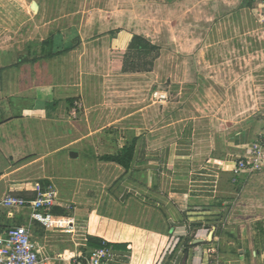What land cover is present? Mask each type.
Returning a JSON list of instances; mask_svg holds the SVG:
<instances>
[{
	"label": "crops",
	"instance_id": "obj_1",
	"mask_svg": "<svg viewBox=\"0 0 264 264\" xmlns=\"http://www.w3.org/2000/svg\"><path fill=\"white\" fill-rule=\"evenodd\" d=\"M37 3L20 38L0 37V197L51 186L55 221L34 219L31 207L0 211V221L30 230L39 264H68L101 240L112 243L111 264H264V168L237 181L233 172L264 130L250 119L207 153L192 121L177 135L173 121L151 128L143 77L161 45L138 26L132 7L142 1ZM218 3L231 6L218 37L264 20V0ZM134 35L146 40L131 49ZM133 87L141 92L128 105Z\"/></svg>",
	"mask_w": 264,
	"mask_h": 264
},
{
	"label": "rangeland",
	"instance_id": "obj_2",
	"mask_svg": "<svg viewBox=\"0 0 264 264\" xmlns=\"http://www.w3.org/2000/svg\"><path fill=\"white\" fill-rule=\"evenodd\" d=\"M31 1L0 0L3 40L18 39L28 29L26 11L36 15ZM141 1L137 10L132 7L141 20L138 26L161 45L153 71L143 77V102L149 105L145 117L152 119L151 128L173 121L177 135L192 121L199 148L207 153L218 148V134L229 135L250 119L257 122V131H263L264 20L250 34L218 37L219 23L227 15L223 9L231 8L219 0ZM133 92L128 105L141 90L133 87ZM3 210L9 208L1 206Z\"/></svg>",
	"mask_w": 264,
	"mask_h": 264
},
{
	"label": "built area",
	"instance_id": "obj_3",
	"mask_svg": "<svg viewBox=\"0 0 264 264\" xmlns=\"http://www.w3.org/2000/svg\"><path fill=\"white\" fill-rule=\"evenodd\" d=\"M264 168V132L260 133L251 143L245 156L235 161L233 172L234 181L242 172L257 171ZM36 193L32 199H27L10 190L0 197V204L4 207H31L32 217L47 226L55 220L50 211L56 204L58 193L49 186L43 189L40 183L34 186ZM67 226L74 224L73 219L63 221ZM61 224L59 225V227ZM112 243L102 240V244L88 253H78L72 256L68 264H111L116 260ZM38 249L32 239L30 230L25 226L7 227L0 221V264H39Z\"/></svg>",
	"mask_w": 264,
	"mask_h": 264
},
{
	"label": "trees",
	"instance_id": "obj_4",
	"mask_svg": "<svg viewBox=\"0 0 264 264\" xmlns=\"http://www.w3.org/2000/svg\"><path fill=\"white\" fill-rule=\"evenodd\" d=\"M138 39H142V40H146V39H143L142 37H140V36H138V35H134V37H133V39H132V41H131V43H130V48L132 49V48H135V46H136V41H138ZM146 46H144L143 45V48H144V50H145V48H147V47H149L151 44H150V42H146V44H145ZM142 47V46H141ZM151 48V47H150ZM155 51L159 48L158 47V45L157 44H155ZM156 56V55H155ZM121 154H123V156L124 157H129L130 156V154H131V149L130 148H125V150L121 153ZM115 160H118V157H117V159H115ZM101 244H102V240L100 241V243L98 244V246L97 247H99V246H101Z\"/></svg>",
	"mask_w": 264,
	"mask_h": 264
},
{
	"label": "water",
	"instance_id": "obj_5",
	"mask_svg": "<svg viewBox=\"0 0 264 264\" xmlns=\"http://www.w3.org/2000/svg\"><path fill=\"white\" fill-rule=\"evenodd\" d=\"M30 7H31V9H32L33 11H35V12H38V11H39V4L37 3L36 0L32 1ZM0 120H2L1 116H0ZM71 155H72L73 157H76V156L78 155V153H77V152H72ZM212 233H213V232H211V233L209 234V238L212 237ZM199 240H201V239H197L194 243H197V241H199Z\"/></svg>",
	"mask_w": 264,
	"mask_h": 264
}]
</instances>
